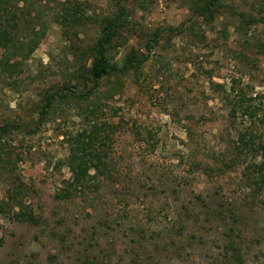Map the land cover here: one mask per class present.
<instances>
[{
    "label": "rangeland",
    "instance_id": "rangeland-1",
    "mask_svg": "<svg viewBox=\"0 0 264 264\" xmlns=\"http://www.w3.org/2000/svg\"><path fill=\"white\" fill-rule=\"evenodd\" d=\"M198 1L30 9L20 36H46L12 72L0 67V127H19L0 132V264H238L235 247L241 263L264 264V194L249 188L256 159L242 138H264V26L241 16L264 15V0H218L211 21ZM119 8L109 57L146 59L141 72L106 77L95 98L57 102L40 122L49 92L92 89V48ZM9 42L1 30L0 60ZM240 102L253 119L232 111ZM90 121L113 126L107 174L57 200L72 177L67 136Z\"/></svg>",
    "mask_w": 264,
    "mask_h": 264
},
{
    "label": "trees",
    "instance_id": "trees-1",
    "mask_svg": "<svg viewBox=\"0 0 264 264\" xmlns=\"http://www.w3.org/2000/svg\"><path fill=\"white\" fill-rule=\"evenodd\" d=\"M43 0H15L13 5L11 0H0V31L6 33V39L10 42L5 45L9 56H5L0 60V67L6 72H12L15 67H18L19 59L29 58L34 51L38 48L42 39L46 36V32L40 31L36 33L37 29L32 28V32L35 35H21L23 29L22 25L27 15L32 16L31 8L36 6H43ZM218 0H200L193 4V8L200 16H205L208 21L214 19V9ZM14 9V10H13ZM126 13L125 10L119 8L117 13L113 17H107L104 20V26L102 28L101 37L97 40L92 48V56L90 57V66L87 69V75L89 81L94 85L92 89L85 94H77L75 91L65 89L62 92H49L45 98L44 106L41 111L40 122L44 118L53 105L57 102H65L72 98H81L86 101L95 98L98 94V90L101 85V81L106 77H118L119 75H125L133 71L135 74L141 72L142 66L146 59L139 60L132 57H126L122 67H119L116 63H113L109 57V50L111 49L113 42L117 36L122 32ZM243 21L247 25L261 24L264 26V15L259 14L256 17L246 18L241 15ZM25 18V19H24ZM36 18L43 20L40 16L36 15ZM22 34V33H21ZM159 34V33H158ZM16 38L15 40H12ZM12 40V41H11ZM10 57L16 58V62L10 61ZM14 68V69H13ZM92 109L90 112H95ZM232 111L236 114L238 111L243 117L247 119H253L256 115V111H253L250 106L243 104L242 102L236 104ZM90 127H85L82 131L76 135L67 136V140L70 144V171L72 177L68 180L66 186L57 192V200H67L72 198L76 193L91 191L93 187L98 190L101 186L98 179L100 176H106L108 169V146L107 142L110 139V128H113L110 124H99L89 122ZM11 128H19L17 125L9 124L0 127L1 133H8ZM254 133L242 134V138L245 142L250 144V155L255 157L254 163L249 168L251 171L249 176V188L252 190H259L264 194V138L260 137L257 140V135ZM242 139V140H243ZM244 142V140H243ZM259 160V161H258ZM94 172V176L91 174ZM96 180V181H95ZM16 218L18 220H25V214L17 213ZM229 244L233 245L231 241ZM233 250L232 260L237 261L238 264L244 261L243 254L238 247Z\"/></svg>",
    "mask_w": 264,
    "mask_h": 264
}]
</instances>
